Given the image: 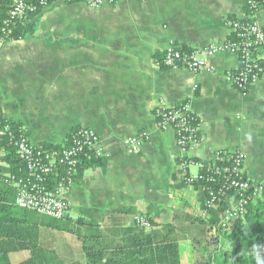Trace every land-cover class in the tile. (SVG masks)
I'll return each instance as SVG.
<instances>
[{
	"label": "crops",
	"instance_id": "crops-1",
	"mask_svg": "<svg viewBox=\"0 0 264 264\" xmlns=\"http://www.w3.org/2000/svg\"><path fill=\"white\" fill-rule=\"evenodd\" d=\"M245 1L106 0L92 9L55 0L32 20L31 35L0 42L3 116L36 146L64 148L81 127L102 144L98 162L62 191L71 205L63 219L16 207L15 189L2 187L0 259L27 264L35 250L52 255L47 264H126L130 230L159 232V242L160 225L171 224L179 264H194L193 240L210 242L216 229L200 193L179 182L175 135L158 128L153 112L188 104L201 133L188 157L210 163L218 151H238L245 177L264 186V72L243 96L226 81L239 67L233 54L214 56L213 73L167 69L160 61L170 45L191 50L228 40L226 20L247 17ZM255 20L264 29V7ZM258 56L264 67V53ZM142 133L148 140L128 153L123 141ZM137 216L155 226H135Z\"/></svg>",
	"mask_w": 264,
	"mask_h": 264
},
{
	"label": "built area",
	"instance_id": "built-area-1",
	"mask_svg": "<svg viewBox=\"0 0 264 264\" xmlns=\"http://www.w3.org/2000/svg\"><path fill=\"white\" fill-rule=\"evenodd\" d=\"M55 0H12L5 27L15 20L26 19L41 7L42 11ZM67 3H83L89 8L101 7L106 0H65ZM264 4V0H260ZM250 13L242 20L227 19L226 25L237 41L225 40L211 43L199 49L184 50L170 45L165 49L160 64L167 69H184L192 73L206 71L213 73L210 60L220 53L237 56L239 67L227 73L226 81L241 95H246L263 74V66L257 62V55L264 52V29L255 20L258 12L254 0H246ZM40 11L38 15L42 12ZM250 18L251 20H248ZM4 32V31H3ZM0 37V42H3ZM160 130H172L179 149V162L176 172L180 181L187 186L193 183H211L214 188L205 190L207 198L204 206L207 210L216 209L221 202L233 199L235 204L227 206L221 216V226L230 229L245 213L248 203L256 200L264 191V186H254L243 172V155L238 152L218 151L213 160L205 167L188 157L193 144L199 142L196 137L199 126L191 124L193 112L189 105L167 108L159 105L153 112ZM7 120L0 111V175L9 187L16 191L14 205L20 209L36 212L40 215L63 219L70 211V202L64 198L62 191L73 185L78 167L84 159H99L102 152L101 141L90 128H77L69 134L67 146L61 149H46L30 142L24 129ZM148 135L142 133L123 141L130 154L137 153ZM4 145H10L23 167L21 177L4 174L9 168L5 161ZM195 167L197 173L191 175L189 169ZM206 168L207 175L199 171ZM222 183L218 185L220 182ZM226 192L230 195L223 198ZM134 225L149 229L151 225L145 217H135Z\"/></svg>",
	"mask_w": 264,
	"mask_h": 264
},
{
	"label": "trees",
	"instance_id": "trees-1",
	"mask_svg": "<svg viewBox=\"0 0 264 264\" xmlns=\"http://www.w3.org/2000/svg\"><path fill=\"white\" fill-rule=\"evenodd\" d=\"M257 3L258 9L263 8L264 4L260 0H254ZM12 0H0V37L4 41H15L21 38H25L31 35L34 31V24L32 20L37 18L42 8L39 7L38 11L34 14L28 15L26 19L12 21L5 27V21L8 19V13L11 9ZM245 12L248 16L250 8L245 6ZM248 20H251L248 18ZM4 31V32H3ZM229 41H237L235 35L231 34ZM264 53V52H263ZM260 54V53H259ZM257 62L261 64V60L257 55ZM262 66V64H261ZM264 68V67H263ZM264 72V70H263ZM185 103L178 105L177 107L183 106ZM193 126H199V120L193 113L191 115ZM19 126V125H18ZM17 126V127H18ZM197 140L200 141L201 133L197 131L195 134ZM3 142L2 140L0 143ZM54 149V148H46ZM56 149V148H55ZM6 157L1 159L5 161L9 166L10 174L15 177H21L23 175V167L20 160L15 154L14 149L10 145H4ZM179 160V159H178ZM203 164L205 167L209 163H203L199 160L192 159ZM97 159H84L79 167L78 174L83 169L91 167L97 163ZM1 172V169H0ZM202 175L206 174V168L199 171ZM77 174V175H78ZM177 178L178 174H176ZM175 176V177H176ZM76 178V177H75ZM179 182L187 186L182 181ZM222 181L218 184L220 185ZM3 177L0 175V208L3 209L4 205L2 202L6 201L5 197L8 195L7 192L2 190L8 189ZM188 187H191L201 195L202 209L208 214L209 219L207 224L215 227V234L212 236L211 241H196L193 240L195 262L194 264H264V191L260 196L248 203L245 213L240 217L230 229L221 226V216L226 208L224 202H221L216 209L207 210L204 206L207 193L205 190L214 188V184L211 183H193ZM231 192H226L225 197L230 195ZM151 225H154L151 220H148ZM155 226V225H154ZM163 235L160 241L157 242V237L161 235L159 232L143 234L141 230L133 229L129 231L130 243L123 246V261L126 264H179L176 241L171 240L170 235L174 232V226L171 224L160 225ZM85 244V243H83ZM91 248L84 246V251L87 259H91L93 252ZM102 256H100L101 258ZM53 258L50 253L42 252L40 255L38 251L33 250L31 252V261L27 264H39V260H46ZM0 264H8L6 259L2 257ZM107 264V262H106Z\"/></svg>",
	"mask_w": 264,
	"mask_h": 264
},
{
	"label": "rangeland",
	"instance_id": "rangeland-1",
	"mask_svg": "<svg viewBox=\"0 0 264 264\" xmlns=\"http://www.w3.org/2000/svg\"><path fill=\"white\" fill-rule=\"evenodd\" d=\"M191 170H193V169H191Z\"/></svg>",
	"mask_w": 264,
	"mask_h": 264
}]
</instances>
